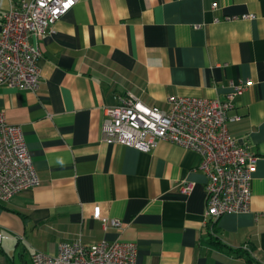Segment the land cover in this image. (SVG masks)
Returning <instances> with one entry per match:
<instances>
[{
  "label": "crops",
  "instance_id": "obj_1",
  "mask_svg": "<svg viewBox=\"0 0 264 264\" xmlns=\"http://www.w3.org/2000/svg\"><path fill=\"white\" fill-rule=\"evenodd\" d=\"M22 1L0 0V33ZM30 41L40 89L0 86V110L21 127L40 183L0 202V264L78 240L136 243V264H250L244 246L264 264V0H77ZM240 82L251 86L228 128L259 157L251 211L211 231L201 157L165 141L147 153L108 145L103 121L120 97L170 111L172 98L223 100Z\"/></svg>",
  "mask_w": 264,
  "mask_h": 264
},
{
  "label": "built area",
  "instance_id": "obj_2",
  "mask_svg": "<svg viewBox=\"0 0 264 264\" xmlns=\"http://www.w3.org/2000/svg\"><path fill=\"white\" fill-rule=\"evenodd\" d=\"M77 0L22 1L4 17L0 33V86L38 92L41 84L39 60L41 51L31 38H41L56 22L68 14ZM251 82L232 84L225 99L172 98L171 110L149 107L137 98L120 97L117 106L106 110L103 141L151 152L162 141L170 142L201 157L199 170L206 176V217L211 231L226 215L251 211L253 173L259 157L230 134V117L236 99ZM37 171L20 126L8 123L0 110V202L39 185ZM195 185L182 187L191 194ZM94 218L101 219V207L94 209ZM121 227L118 220L112 222ZM0 233V242L2 241ZM243 252L256 259L253 250ZM138 245L133 242L103 241L86 246L81 240L61 243L58 254L35 252L33 264H136Z\"/></svg>",
  "mask_w": 264,
  "mask_h": 264
},
{
  "label": "trees",
  "instance_id": "obj_3",
  "mask_svg": "<svg viewBox=\"0 0 264 264\" xmlns=\"http://www.w3.org/2000/svg\"><path fill=\"white\" fill-rule=\"evenodd\" d=\"M243 255L246 256L248 263H250V264H257V263H256V262L250 257V255H248L247 253L244 252Z\"/></svg>",
  "mask_w": 264,
  "mask_h": 264
}]
</instances>
